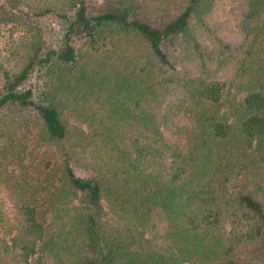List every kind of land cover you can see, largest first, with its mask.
Segmentation results:
<instances>
[{
    "label": "trees",
    "instance_id": "trees-1",
    "mask_svg": "<svg viewBox=\"0 0 264 264\" xmlns=\"http://www.w3.org/2000/svg\"><path fill=\"white\" fill-rule=\"evenodd\" d=\"M211 1L173 0L155 21L123 5L91 10L88 0H1L0 23L55 14L66 32L57 47L23 42L16 66L0 64V111L33 110L63 160L47 185L35 186L47 189L44 204L32 186L18 204L19 224L0 233V264H264V0H246L231 80L211 78L206 59L226 58L216 59L191 25L208 28ZM114 33L135 37L136 47L82 68L74 37ZM178 36L204 72L179 68L163 48ZM43 67L57 83L36 96L27 83ZM175 86L191 122L177 128L182 145L162 130ZM88 104L97 110L93 130L77 136L83 145H69L66 112Z\"/></svg>",
    "mask_w": 264,
    "mask_h": 264
},
{
    "label": "rangeland",
    "instance_id": "rangeland-1",
    "mask_svg": "<svg viewBox=\"0 0 264 264\" xmlns=\"http://www.w3.org/2000/svg\"><path fill=\"white\" fill-rule=\"evenodd\" d=\"M38 1L40 0H26L31 6H37ZM88 1L90 7L94 8L91 10L110 6L119 8L123 5L155 21H159L161 15L165 16L166 12L163 8L173 4V0ZM210 4V10L204 15L208 28L197 25L194 19L191 20V25L204 45L214 53L216 59L226 58L224 63L220 64L218 59H206V68L211 78L231 80L240 65L241 51H238V47L245 42L240 20L247 2L246 0H212ZM173 11L169 10V12ZM65 32L64 20L55 14L35 16L27 21L17 19L9 23H0V64L5 65L10 61V64L16 66L23 42L28 47L36 44H40L45 49L57 47L61 44ZM106 37V39L102 36L98 37L96 41L85 34L74 37L82 68L93 69L95 65H104L107 61L120 59L121 55L130 52L137 44L135 37L122 33H114L113 36L107 34ZM163 48L170 53L179 68L195 75L204 72L205 68L192 46L180 36L171 43H164ZM55 81L56 77L43 67L32 72L27 85L34 88L36 96H41L45 91L54 88L57 83ZM62 100L68 106L72 103L73 96L66 90ZM186 105L184 90L178 86L173 87L162 105V110L167 116L162 130L170 143L183 144L177 128L191 124L185 113ZM95 111H97L96 106L91 107L88 104L87 109L66 112L72 126L69 145L75 144V147L77 144L83 145L77 136L81 131L93 130L92 127H88V122ZM40 127L41 120L31 109L6 106L0 111V233L19 224L18 204L25 195L29 196L32 186V193L39 190L37 196H40V202L44 204L43 194L47 189L41 190L35 186L47 185V179L52 178L53 173L60 170L63 161L60 149L57 144H49L42 138ZM52 168L53 173L50 171ZM60 178L62 179L60 175L56 176L57 180Z\"/></svg>",
    "mask_w": 264,
    "mask_h": 264
}]
</instances>
